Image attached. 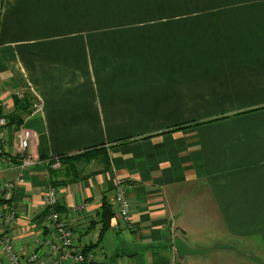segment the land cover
Here are the masks:
<instances>
[{"label": "crops", "instance_id": "obj_1", "mask_svg": "<svg viewBox=\"0 0 264 264\" xmlns=\"http://www.w3.org/2000/svg\"><path fill=\"white\" fill-rule=\"evenodd\" d=\"M41 105L21 167L14 123L0 199L16 206L21 255L46 225L50 163L65 160L60 213L99 264H264V0H0V101ZM187 127L186 129H182ZM128 186L131 219L113 203ZM116 213L100 239L103 198ZM84 206L81 211L76 208ZM215 249L180 258L175 239Z\"/></svg>", "mask_w": 264, "mask_h": 264}, {"label": "built area", "instance_id": "obj_2", "mask_svg": "<svg viewBox=\"0 0 264 264\" xmlns=\"http://www.w3.org/2000/svg\"><path fill=\"white\" fill-rule=\"evenodd\" d=\"M2 102H0V139L6 137L5 128L7 118L3 112ZM41 105L36 103V108ZM34 135L33 132L25 126L20 127L16 131L15 139L18 147V153L24 157L21 167L34 165V161L28 154L32 144ZM0 161L6 162L3 150L0 149ZM50 173L53 181H58L61 178L63 166L60 157H57L50 163ZM19 179L17 182H5L0 185V198L5 194L11 193L22 183ZM60 201L59 188L50 185L43 198V204L47 211L46 225L48 229L56 233V238H43V241L38 240L37 245L44 248L45 252L50 255L49 258H44L40 253L34 252L24 256L17 249L15 239L10 235V230L16 224L19 212L16 206H0V264H98V257L92 251H79L76 248L74 233L69 228L68 220L58 210ZM113 203L118 209V215L124 222H129L131 219L132 204L128 197V186L124 183H118L114 187ZM84 206L76 208V211H81Z\"/></svg>", "mask_w": 264, "mask_h": 264}, {"label": "trees", "instance_id": "obj_3", "mask_svg": "<svg viewBox=\"0 0 264 264\" xmlns=\"http://www.w3.org/2000/svg\"><path fill=\"white\" fill-rule=\"evenodd\" d=\"M14 100H15V112L10 116H6V115L5 116L7 118V125L14 123L17 127H19L22 123L21 118L25 115H29L30 113H32V111L34 110V106L38 102H37V100L33 99L32 97H27V96H24L22 98L17 97ZM186 128L187 127H183L182 129H186ZM82 156H84V154L76 156V157H72V158L60 157V161H61V164L64 168V167H66L65 160H70V159H74V158H81ZM62 171H63V169H62ZM65 183L66 182H64V180L53 181V185L55 187H59ZM8 203H9L8 201L0 199V206H11ZM60 207L61 206L59 203V206H58L59 212L61 210ZM46 216H47V211H46ZM97 216L99 218V224L101 223L103 225L102 231L100 233V239H101L103 237V235L105 234V232H107L108 229L110 228L112 220H114L116 217V213L113 209V206L110 203V201H108L106 199V197L103 198L102 207H101L100 212L98 213ZM68 225H69V223H68ZM69 228H70V226H69ZM54 234L56 236L55 232H54ZM50 237H52V236H50ZM48 238L49 237H47L44 241H46ZM54 238H56V237H54ZM42 247H39V248H42ZM85 251H91V250L89 248H87Z\"/></svg>", "mask_w": 264, "mask_h": 264}, {"label": "water", "instance_id": "obj_4", "mask_svg": "<svg viewBox=\"0 0 264 264\" xmlns=\"http://www.w3.org/2000/svg\"><path fill=\"white\" fill-rule=\"evenodd\" d=\"M175 247H176V250H177L180 258H182V259L185 257H188V256L204 255V254H207V253H209L215 249H219V248H229L228 246L220 245V246H216L214 248L207 249V250L194 249V248L189 247L183 241V239H181L179 237L175 239Z\"/></svg>", "mask_w": 264, "mask_h": 264}, {"label": "rangeland", "instance_id": "obj_5", "mask_svg": "<svg viewBox=\"0 0 264 264\" xmlns=\"http://www.w3.org/2000/svg\"><path fill=\"white\" fill-rule=\"evenodd\" d=\"M4 112V111H3ZM6 129V128H5ZM6 132V130H5ZM33 132V131H32ZM34 135V134H33ZM34 140V138H33ZM223 250L215 251L209 255H207L208 262L207 264H223V255H219L218 253H222Z\"/></svg>", "mask_w": 264, "mask_h": 264}]
</instances>
